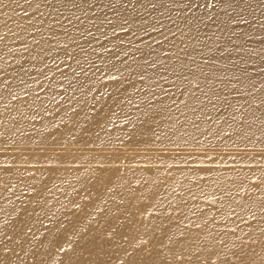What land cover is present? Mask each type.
<instances>
[{"label":"bare ground","instance_id":"1","mask_svg":"<svg viewBox=\"0 0 264 264\" xmlns=\"http://www.w3.org/2000/svg\"><path fill=\"white\" fill-rule=\"evenodd\" d=\"M148 31L155 33L139 42L138 35ZM163 36L168 39L158 40ZM147 59L156 65L147 64ZM263 62L264 0H0V146L36 149L35 155L29 150V158L42 159L0 160V234H10L12 243L0 251V264H53L55 255L31 262L27 248L39 243L33 237L39 231L25 225L32 221L37 227L49 218L45 231L50 232L61 224L57 212L68 213L70 207L74 215L90 211L93 221L94 215L107 216L113 231L104 234L108 240L91 241L97 244L93 247H71V239H57L66 245L56 247L67 249L58 253L66 264H119L120 256V264H143L139 254L145 251L112 248L141 241H121L123 236L140 237L151 245L142 260L146 264H264V187L254 186L249 197L238 188L225 192L235 182V173L260 175L263 159L146 157L160 154L150 152L151 146L163 149V154L166 149L181 150L174 151L176 157L185 156L183 148L195 154L229 146L225 150L233 148L227 153L236 150L235 156L263 150ZM97 69L104 70L105 82L99 81ZM162 75L172 86L156 83ZM82 143L88 151L98 144L126 145L134 148L131 156L144 160L128 161L123 166L134 176L114 182L120 176L112 169L122 170L120 164L110 168L109 161L98 157H57L73 156ZM144 147L149 151H142ZM225 150L218 151L226 154ZM142 172L150 180L137 176ZM203 172L213 182L210 200L228 194L219 209H204L202 201L188 200L193 187L188 182ZM192 205L196 214H189ZM178 214L183 218L173 221ZM202 214L214 219L206 220L205 230L198 234V222L185 215ZM251 214L256 219L249 218ZM72 215L70 220H75ZM86 220L91 221L84 217L82 222ZM213 223L227 227L216 242L209 239ZM57 229L66 237L80 234L64 231L63 226ZM157 229L166 230L156 233ZM150 233L166 236L160 241L165 246L143 239ZM192 235L200 238L193 240ZM203 236L208 240H201ZM189 244L195 245V252L186 260L184 251L175 250ZM35 249L40 251L36 255L52 253Z\"/></svg>","mask_w":264,"mask_h":264},{"label":"rangeland","instance_id":"2","mask_svg":"<svg viewBox=\"0 0 264 264\" xmlns=\"http://www.w3.org/2000/svg\"><path fill=\"white\" fill-rule=\"evenodd\" d=\"M199 7H200V5L199 4H196L195 8L198 9ZM160 29L161 28H156L155 31L160 30ZM117 33H118V31H114L112 33V35H115L116 36ZM143 33H146V34L143 35ZM152 33H153L152 31L142 32V33H140L138 35L137 40L139 42H144L145 43L144 40H146L148 38L144 39V37L145 36H148V37L151 36L152 37L153 36ZM154 37H157V35L154 36ZM167 39L168 38H166L164 36L158 38V40H160L162 42L166 41ZM121 41L122 40H120L119 43H121ZM77 55L78 56H81V53L78 52ZM207 61H210V59H208ZM146 62H147V64H151L152 66L156 65V64H154V62H152V60H148L147 59ZM262 66L264 67V62H263V65ZM56 67H58L59 70L61 69L60 68L61 66H59V64H57ZM152 69H154V67H152ZM78 71L80 72V71H82V69H79ZM263 71H264V68H263ZM96 73L100 76L99 77L100 78L99 81L101 80L102 82H105V80H104V76H105L104 75V70L97 69L96 70ZM114 79L117 82V79L116 78H114ZM133 79H135V80H133V83H135L136 82V78H133ZM155 81L159 85H167V86L169 85V86H172V84H173V82H172V80H170V78L168 80H164L163 79V75L162 76H157L155 78ZM92 82H93V79L88 80V84L89 83H92ZM225 120H226L225 117H222L221 118V121H225ZM56 129H57V132H59L57 126H56ZM57 135H59V134H57ZM87 143L88 142H86V144ZM83 144L84 143L76 145V147H77L76 149H75V146H74V148H72L73 150L75 149V152H74V155L73 156H72L71 153H68V154L67 153H63V155H60V156H57V157L59 159H63V160L64 159L66 160V159H69V158L71 159V157H73L71 160H75V161H78V160L79 161H84V160L87 161L88 158H89V160H92V159H95L96 160L97 157H98V159H102V160L109 161V162H106V163H108V164L110 163L111 164L110 166L107 165L110 168L118 167V166L115 165V163L117 165L120 164V165L123 166V165L129 163L128 161H131L132 162L133 159L134 160H139L140 158H141V160L143 159L142 156H135L134 154H133L134 156H131L130 155L131 154L130 153V150H132V149L129 150V147L128 146H127V148H125L126 145L125 146H121V144H120V146L119 145H116V147H115L113 144H111L112 147L109 146V145H108V147H106L107 145L106 146L103 145L104 148H102L103 146L101 145V147H100V146H98L100 144H98V145H96V148L97 149H91L92 148V146H91L90 147V150L91 151H88L89 148L87 150H85L87 148L85 146H87V145L84 144L85 145L84 146ZM91 144L93 145L94 143H90L88 145L90 146ZM114 144H116V143H114ZM79 145H82V147L84 146V148L83 149H80L81 147ZM5 146L6 145L3 146L4 148L2 146H0V147H2L3 150H5V151H3L4 153L2 152V150H0V160H4V161L5 160H7V161H18V160H22V159L23 160H26V161H28V159L29 160L30 159L31 160H34L33 159V155H35L34 154V151H37L36 149H33V152H32V150L28 149L27 151H25L26 152L25 153L21 148H17L16 147L14 149L12 147H10V148L7 147V149H6ZM78 146L80 147L79 149H78ZM117 146H118V149H117ZM114 147L117 149V151L119 150V147L120 148L122 147L121 151H123V150L124 151L123 152H121V151H118L117 152ZM123 147H124V149H123ZM141 147L142 146H140V148L138 149V151L141 150ZM210 147H212V146H209V148ZM228 147H226L227 150L229 149ZM11 148H12V150H11ZM93 148H94V145H93ZM105 148H106V150H104ZM110 148L112 149L111 151H110ZM130 148H131V146H130ZM151 148H152V146H151ZM151 148H149L150 152L152 150H154L152 152H158L160 154L158 155V154H155V153H148L147 156H146L147 158L157 157L158 156V157H160V159L163 158L164 160L165 159H169V160H172L173 159V160H176V159H181V158L182 159H186L184 157H188L189 159H191V158L192 159H195V160H200L201 159V160H206V161L207 160L208 161H211V160H216V161H218V160H221V161H230V160H235V159L236 160H238V159L239 160H242V159L243 160H245V159L249 160V158L251 160H254V161H255V159H259V161L260 160L262 161V159L264 160V154H262V153H264V151H263L264 149L263 150L262 149H260V150L254 149V150H257V151L250 150L251 152L254 153L253 155H250V156H237V155L235 156L232 153H234L236 150H234V152H232V153H229V154L227 153V152H231V150L233 151V148L230 151H227V150H225L226 148L223 147L224 148L223 149L221 147L222 148L221 150H225L223 152H226V154L225 153H219V151H221V150L220 149H217L218 147L217 148L215 147L217 151L219 150L218 152L216 150H213L214 148L213 149L210 148L209 150L206 149V148H203V149L199 148L201 150H199V152L198 153H195V154H193L192 152H189L187 149L183 148L184 151H185L184 152V155L185 156L176 157L175 156L176 155V152H179L181 150H179V149H175V150L174 149H171V152H170L169 151L170 149H168V150L166 149L164 151V154H163L162 153L163 152V149L160 151L159 148H158V151H155V150H157V147H155L156 149L154 148V146H153L152 149ZM17 149L19 150V152L17 151ZM145 149H147V148H145V147L142 148V151H144ZM14 150H16L15 151L16 154L19 153V154H17L18 155L17 157H15L16 154L13 155L14 154V152H13ZM21 150L23 151V153L21 152ZM29 150L31 151V154L33 153L32 158H29V156H30V154H29L30 151ZM39 150L40 151H45L43 149L42 150L39 149ZM76 150H79L80 152H78ZM96 150H99V151L102 150V151H100L102 153V155H101V153L99 151H96ZM133 150H134V148H133ZM176 150H179V151H176ZM106 151H108V152H106ZM174 151H176V152H174ZM260 151H262V153H260ZM12 152H13V154H11ZM103 152H104V154H103ZM109 152H112L113 154L106 155ZM166 152L167 153L170 152L169 154H172V155H169ZM257 152H259V154ZM77 153H78V155H77ZM115 153H116V155H114ZM161 153H162V155H161ZM2 155H4V157ZM80 156H82V157H80ZM34 157H35V160L34 161H38V160H36L37 158L38 159H41V158H39V156H34ZM108 157H110V158H108ZM132 157H135V158H132ZM15 159H17V160H15ZM110 160L111 161L114 160V161L111 162ZM119 161H121V162H119ZM122 166H120V168L118 167V169H122V170L112 169L115 173H117L120 176V178L117 179V180H114V182H117V181H120L122 179L130 178V177L134 176L133 174L127 173L129 171L125 170V167L126 166L125 167L124 166L122 167ZM6 167L7 166H5L4 168H6ZM8 167H10V166H8ZM81 167L85 168L86 166H81ZM99 168L100 169H103L104 167H102V168L99 167ZM100 169H98V170H100ZM152 173L155 174L156 172H152ZM137 176H139L142 179V181H148V180H150L149 174L148 173H145V172H142L141 174H138ZM234 177H235V182L233 183L232 187L230 189H227L225 192H231V193H233L235 191V189L238 188L239 191H240V193L242 195L244 194L246 197H249V196L252 195V193H255V191H254L255 187L254 186L260 184V185H262L264 187V171L260 175H258L256 178H252L251 176H248V175H239L238 173H235ZM212 183H213L212 181L205 179L204 172H203V174L193 175L192 181H189L188 182V184L190 186H193L192 188H189V190H191V192H190V194L188 196V200H191V201H194V202H196V201H202L201 205L203 206L204 209H209V207H211V206H213L212 208L219 209L221 207V205H223V202L226 200L228 194H223L222 197L219 200H217V201L210 200L209 199V197L211 195L210 188L212 186ZM75 203H77L78 205L82 204L81 202H75ZM253 205L254 204H250L249 205L250 206L249 208H252ZM55 206H56V204H55ZM73 208L74 207L68 208L69 209L68 210V213H65V211H63L62 213L61 212H57L56 218L59 219V222L61 224L57 223V227L56 228L52 227L51 229H49L50 232L49 231H45V229L47 227H49L51 225V222H52V221H50L49 218L43 219L41 222L38 223V226L37 227L35 225H32V221H29L25 225L26 229L29 230V229L33 228V230H37L38 229V231H39V232H36L35 235L32 234L33 237L39 242V243H36L35 246H33V247H37V248H40V249H48L52 253H54L53 251H56L57 250L56 247L66 246V245L60 244L59 242H56L57 239H64V240L66 238L71 239L72 244H69V246H71V247H93V246H96L97 245V244H91L90 243L93 240H98V239L108 240V236L107 235H104V234H106V232H109V231L112 232L113 231V228H111L109 226L110 223H111V219L110 218H108L107 216L94 215V217H95L94 220H96V221H93L90 218V214H89L90 211L89 212L88 211H84V212H81L80 211V212H78L77 214L74 215V213H73L74 209ZM64 209H66V207L65 208H62V210H64ZM194 211H196L195 210V205H192V208H190V213L189 214H191V213L196 214V213H194ZM253 212H255L254 209H252V212L251 213H253ZM70 214H73L76 217V219L75 220H70ZM111 216H115V215H111ZM185 216L186 217H190L191 220L198 222L199 227L195 230V232H198V234H200L203 230H205L206 220H212V219H214V218H210V216H213L212 214H202L199 217H193V216H190V215H185ZM84 217H88V220H91V221H87L86 220V221L82 222V220L84 219ZM181 218H183L182 214H178V216H176L175 218H173V221L178 222V221H180ZM224 218H225V214L222 215L221 219L224 220ZM249 218H252V220L253 219H256V215L255 214H251V216ZM222 220H218L216 222L221 223ZM213 224L215 226L213 228L212 234L209 235V239H211L213 242H216V240H218V239H220L222 237L221 234H222V232H224V231L227 230L226 229L227 227H225L223 225H219L217 223L216 224L213 223ZM75 225H77V226L78 225H83V227L78 228ZM93 225H95V226H93ZM59 226H63L64 229H62V230H64V231H80V234L78 236H73L72 235V236H67L66 237V233H63V234L62 233H58V232H60V231H58L59 229H57ZM117 227H119V225ZM165 230L166 229H157L155 232L157 233V232L165 231ZM40 233H42V234H40ZM3 237H6V239H3L2 240ZM165 237L166 236H163V235H157V234L150 233L149 236H145L143 239H149L150 242H151V244H154V242L156 241V243L159 244V245H156V246H165V245H160V241L161 242H164ZM9 238H10V234H7L6 232L3 235L0 234V251L4 250L7 247H12L11 246L12 243H10L9 242L10 240H8ZM192 238H193V240H198L200 238V235H192ZM140 239H141V241L137 242L136 243L137 245H135V244H126V243L125 244H119V245L116 244L115 245L116 247H112V248L120 249L123 246H129V249H132L135 252H137V251H145L147 253L141 252L139 254V257H140V260H141L140 263L146 264L147 262H144L142 260H144V258L146 259V257H147L148 250H149V248L151 246L150 244H143L142 243V238H140V237L130 238L128 236H123L121 238V241H124V240H140ZM39 240H42L44 242L47 241V240H49L50 242L48 244H45V243L40 242ZM201 240H208L207 239V236H203L201 238ZM2 241H5V242H2ZM213 245L215 246L216 244H213ZM213 245H211V246H213ZM105 246H107L108 248H111L109 246H112V245H109L108 246V244H107ZM194 246H195L194 244H189L186 249H184V248L178 249L177 248V250H175V251H180V253L182 251H184V255L187 256V259L186 260H189V258L195 252V250L193 249ZM33 247H31V249L30 248H27V249H29V251L32 252L31 253V262L32 263H35L38 259H43V260L50 259V257L52 255H55L56 256V260L53 262V264H66V260H65L64 256L63 255H59L58 253H59V251L62 252V250L63 251H66L67 249L61 248V249L57 250L56 253H54V254H52V253H44V254H38V255H36L35 252H40V251L38 249H35V251H34L33 250ZM162 248L165 249L164 247H162ZM211 248H214V247H211ZM163 251L166 253L167 250H163ZM180 253H177V254L179 255ZM144 254H146L145 257H144ZM168 254L174 255L172 252H169ZM40 255H43V257L40 256ZM165 257H166V254H165ZM46 261H48V260H46ZM120 262H121V256H120V259H119V264H120ZM214 262L215 261H213V260H208V263H214ZM46 264H48V263H46Z\"/></svg>","mask_w":264,"mask_h":264}]
</instances>
